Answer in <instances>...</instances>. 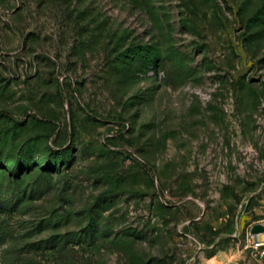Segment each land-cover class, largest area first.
<instances>
[{
    "label": "rangeland",
    "instance_id": "374dc122",
    "mask_svg": "<svg viewBox=\"0 0 264 264\" xmlns=\"http://www.w3.org/2000/svg\"><path fill=\"white\" fill-rule=\"evenodd\" d=\"M0 203V264H264V0H0Z\"/></svg>",
    "mask_w": 264,
    "mask_h": 264
},
{
    "label": "trees",
    "instance_id": "16d2710c",
    "mask_svg": "<svg viewBox=\"0 0 264 264\" xmlns=\"http://www.w3.org/2000/svg\"><path fill=\"white\" fill-rule=\"evenodd\" d=\"M8 164L13 165L12 169H8ZM21 168V164H19L18 162H15V160H11V161H4L3 164L1 165V169L5 170L6 172H9L12 174V176L16 177L17 173L20 171ZM7 210L8 208L0 203V245H2L5 242V239L9 236H11V229H10V225L8 224V217H7ZM98 223V222H96ZM84 234V241L83 242H87V240L90 242V244H92V242L94 241L93 235H98L99 231L98 229L95 228H91V229H87L84 230L83 232ZM55 238L53 239V250H60L61 248H66L68 243H72V245L75 244H80L79 242H72L71 237L69 236H64L63 237V241L60 243H58V241H54ZM60 246V247H59Z\"/></svg>",
    "mask_w": 264,
    "mask_h": 264
},
{
    "label": "water",
    "instance_id": "95a60500",
    "mask_svg": "<svg viewBox=\"0 0 264 264\" xmlns=\"http://www.w3.org/2000/svg\"><path fill=\"white\" fill-rule=\"evenodd\" d=\"M251 236V243L253 244H260L264 241V226L261 224H255L252 226L250 230Z\"/></svg>",
    "mask_w": 264,
    "mask_h": 264
}]
</instances>
